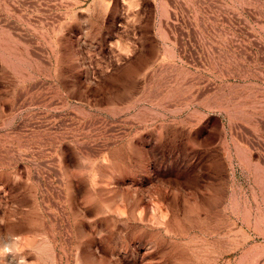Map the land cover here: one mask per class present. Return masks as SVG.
Listing matches in <instances>:
<instances>
[{
	"label": "rangeland",
	"instance_id": "obj_1",
	"mask_svg": "<svg viewBox=\"0 0 264 264\" xmlns=\"http://www.w3.org/2000/svg\"><path fill=\"white\" fill-rule=\"evenodd\" d=\"M0 264H264V0H0Z\"/></svg>",
	"mask_w": 264,
	"mask_h": 264
}]
</instances>
